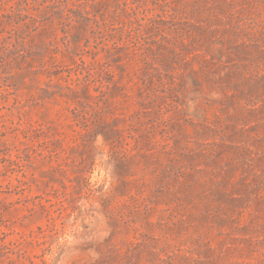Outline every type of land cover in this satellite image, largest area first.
<instances>
[{
  "label": "rangeland",
  "instance_id": "obj_1",
  "mask_svg": "<svg viewBox=\"0 0 264 264\" xmlns=\"http://www.w3.org/2000/svg\"><path fill=\"white\" fill-rule=\"evenodd\" d=\"M0 264H264V0H0Z\"/></svg>",
  "mask_w": 264,
  "mask_h": 264
}]
</instances>
